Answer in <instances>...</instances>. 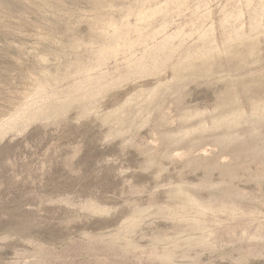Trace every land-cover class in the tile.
<instances>
[{
  "label": "rangeland",
  "instance_id": "1",
  "mask_svg": "<svg viewBox=\"0 0 264 264\" xmlns=\"http://www.w3.org/2000/svg\"><path fill=\"white\" fill-rule=\"evenodd\" d=\"M0 264H264V0H0Z\"/></svg>",
  "mask_w": 264,
  "mask_h": 264
}]
</instances>
